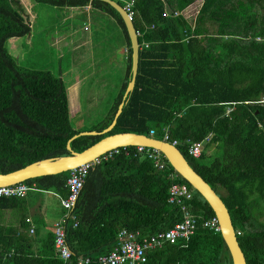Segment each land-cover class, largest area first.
<instances>
[{"label":"trees","instance_id":"obj_1","mask_svg":"<svg viewBox=\"0 0 264 264\" xmlns=\"http://www.w3.org/2000/svg\"><path fill=\"white\" fill-rule=\"evenodd\" d=\"M36 1L68 7L91 5L115 19L126 38L127 76L104 120L89 131L77 130L62 80L50 71L22 69L7 50L9 40L29 35L31 28L21 0H0V174L69 156L67 145L75 135L104 131L112 124L132 77L126 27L109 4L100 0ZM114 1L124 7L129 0ZM197 1L203 5L190 24L181 13ZM135 2L134 25L142 46L135 89L109 134L80 136L71 142L72 150L83 152L119 133L163 140V130L168 128L169 141H178V149L192 168L227 206L247 264H264V0ZM144 43L149 47L144 48ZM208 137L201 158L192 157L190 146ZM211 144L219 147L221 155L209 164L200 163ZM121 150L91 169L72 212L77 226L72 220L63 224L73 253L68 262L56 255L55 229L31 235L25 227L0 225V264H78L81 257L100 264L99 258L117 247L122 231L153 235L182 221L180 208L169 203L173 184L187 185L192 191L188 208L201 222L215 216L208 202L166 158L168 167L159 170L145 154H137L136 147ZM69 175L38 177L25 184L30 191L66 198ZM25 198L0 197V210L18 208ZM148 264L233 261L221 232L199 225L189 242L166 244L149 252Z\"/></svg>","mask_w":264,"mask_h":264},{"label":"crops","instance_id":"obj_2","mask_svg":"<svg viewBox=\"0 0 264 264\" xmlns=\"http://www.w3.org/2000/svg\"><path fill=\"white\" fill-rule=\"evenodd\" d=\"M21 4L25 9V17L27 19V22L30 24V28H31V33L25 36L29 38L28 41V45H29L31 44V39L34 37V34L38 32L35 28L36 25L41 21L38 13L40 6L39 4H34L30 0H21ZM43 5L51 8L53 11L56 12L61 11L66 14L65 17L61 15L57 19L56 25L66 26L67 22L72 23L71 26L72 28L70 33L65 32L62 35H58L54 37L53 43H51L52 47L65 44L67 46V49H69V53H65V54H63V52L59 53L60 59H62V57H65L66 54L69 56V59L67 62V67H65L66 68L65 70L60 65L59 68L60 75L58 76V78L62 80L66 88L71 117H73L77 122L83 121L82 118L77 116L82 111V105L85 104V101L83 100L85 97L83 96L82 92L84 89L86 90L87 87L86 85H84V83L88 82L90 79L94 81V83L98 86L99 89L103 88L101 89L102 92H104V90L106 89L107 90L117 89L118 91L117 94L115 96L112 95L110 99L111 100L110 109H111L114 103V99L119 94L121 87L127 76V66H128V55H127L128 48L126 45V38L119 24L116 22L117 23L116 28L111 26L113 36L114 38H116L115 42L117 43V48L109 53L111 56H110V63L108 69L103 70L104 72H101L102 71L101 69L98 70L96 69L94 71L90 70V73H88L89 71L80 73L76 71V66L78 62L82 61L83 56L86 54L84 47L87 44L93 43L94 41L96 44L95 43L93 44L97 46V39L98 36L100 35L99 32H101V30H104L106 26L105 25L106 22H108L109 19H113V18L97 9L92 8L91 5L84 7L56 6L52 4H43ZM202 5H203L202 1H197L191 6H189L184 12H182L181 15H183L190 24H194L196 16L198 15ZM168 12L171 13L169 10H167V13ZM77 19H81L84 22L83 25L84 32L82 31L84 38H82L80 34L81 28L75 25V21ZM86 31H88V37H86ZM25 37H17L11 40L14 42L19 38H25ZM102 41H104V39ZM32 44L36 45L35 42ZM36 55L37 53L33 52L32 55L25 56L24 60L28 61V58L35 59L37 58ZM104 77H108V79L107 81L105 80L104 83H101L103 82ZM67 82L69 85L66 84ZM91 85L93 87V84ZM87 97L91 99L93 98V96L90 94ZM88 102L89 104H91V106L94 107L92 100H88L87 103ZM81 126L82 125L77 124V126L76 127L74 126V128H76L79 131H82ZM48 193L53 194L55 198L58 200L59 203L58 207L51 206L50 204H43L41 201H39V197L41 195L44 196V194H48ZM30 197L32 199H30ZM61 199L62 197L54 192H39L36 190L35 191L32 190L29 192L28 196L25 199H23V204L20 207L15 209L0 210V225L13 226L16 228H20L21 230L23 229V227H25L26 230L28 231L32 227L35 229V233L38 231L44 233L46 230H54L56 224L59 223L65 224L68 220L67 211L62 207ZM29 206H30V213L28 212L27 214H24L18 212L19 209L24 210L27 209ZM31 210H33V212L36 215H38L36 220L32 216ZM28 220H30V222H28ZM40 227H43L42 230H40Z\"/></svg>","mask_w":264,"mask_h":264},{"label":"built area","instance_id":"obj_3","mask_svg":"<svg viewBox=\"0 0 264 264\" xmlns=\"http://www.w3.org/2000/svg\"><path fill=\"white\" fill-rule=\"evenodd\" d=\"M135 0H129L123 7L127 14L134 22L135 16ZM171 13L165 15L169 16ZM174 17L179 16V13H172ZM139 37V34H138ZM144 48H148L149 44L144 43ZM142 46L140 45V50ZM164 139L163 141L169 142V129L164 128ZM155 134L151 131V136ZM210 142V137L206 138L204 142L195 143L190 146L189 154L195 159H200L206 143ZM174 146H178V141L171 143ZM129 147H123L114 149L102 155L95 162L81 165L80 167L69 172V178L67 180V188L69 189V196L61 199L62 207L67 211L68 220L75 222L77 221L74 215H72L73 208L77 203L80 194L86 184L90 171L93 167L99 165L103 161H108L118 154L121 153V149L128 151ZM137 154H145L149 159L154 161L155 167L159 170H165L168 165L164 161L165 156L156 149L137 146ZM129 153V152H128ZM31 189L25 184H17L9 187H0V197L7 198H25ZM193 193L187 185L173 184L169 192V203L176 205L180 208L182 213V221L177 223L174 228L159 232L153 235H142L140 232H130L124 230L120 233L117 247L107 255L99 258L100 264H148V253L159 248H162L166 244H176L180 241L189 242L191 238L196 234L199 225L203 228L211 230L215 233L221 231L219 219L211 217L202 222L191 213L188 208V203L193 199ZM30 222V220H28ZM29 233L33 235L35 233L34 228H30ZM240 235V233H238ZM55 252L56 255L63 260L68 262L72 257L73 253L68 246L66 240L65 227L62 223L55 225ZM89 258L81 257L78 260V264H90Z\"/></svg>","mask_w":264,"mask_h":264},{"label":"water","instance_id":"obj_4","mask_svg":"<svg viewBox=\"0 0 264 264\" xmlns=\"http://www.w3.org/2000/svg\"><path fill=\"white\" fill-rule=\"evenodd\" d=\"M109 4L121 16L130 40L132 50V77L124 94V99L112 124L101 133L96 131L81 132L75 135L68 143L67 149L71 153L69 156L51 158L32 163L22 169L0 174V187H9L38 177L57 175L70 172L81 165L95 162L96 159L114 149L123 147L143 146L159 150L168 160L173 169L185 179L201 196L208 202L219 219L221 235L229 249L233 264H247L245 255L239 245L237 234L233 226L230 212L221 197L216 191L199 175L189 164L187 159L178 149L169 142L158 140L146 135L134 133H119L109 135L99 142L84 150L75 152L72 150L71 142L80 136H97L109 134L117 125V120L123 112L127 98L134 91L139 73L140 63V42L138 32L133 20L122 6L114 0H100ZM77 204V203H76ZM76 204L73 210L76 207ZM73 212V211H72Z\"/></svg>","mask_w":264,"mask_h":264},{"label":"rangeland","instance_id":"obj_5","mask_svg":"<svg viewBox=\"0 0 264 264\" xmlns=\"http://www.w3.org/2000/svg\"><path fill=\"white\" fill-rule=\"evenodd\" d=\"M30 1L34 4H39L40 9L38 10V13L41 19V21L36 25L35 29L38 32L34 34V37L32 38L33 42L31 39V44L28 45V37L19 38L14 42L12 40H9L6 44V48L9 53L14 57V59L18 62L19 66L22 67V69L50 71L56 78H58V76L60 75V65L65 70L69 59V56L67 54L65 55V57H62V59H60L59 53H69V49H67V46L65 44L52 47L51 43H53L54 37L62 35L65 32L70 33L72 23L67 22L66 26L56 25L57 19L61 15L65 17V13L61 11H53L51 8L43 5L45 3H41L36 0ZM75 25L81 28L80 34L82 38H84V35L82 33V31L84 32L83 20L77 19L75 21ZM105 25L106 26L104 30H101V32H99L100 35L97 39V46L95 45L96 43L94 41L93 43L95 44H87L84 47L86 54L83 56L82 61L78 62L76 66L77 72L83 73L89 71L88 73H90V70L94 71L96 69H101V72H104L103 70L108 69L111 56L109 53L117 48V43L115 42L116 38H114L113 36L111 26L116 28L117 23L115 19H109V21L106 22ZM86 37H88V31H86ZM103 39L104 41H102ZM34 42L36 43V45L32 44ZM33 52L37 53V58H28V61H25V56L32 55ZM107 79L108 77H104L103 82L101 83H104L105 80L107 81ZM66 84L69 85L68 82ZM91 84H93V87ZM84 85H86L87 87V89H84L82 92L83 96L85 97L83 99L85 101V104L82 105V111L77 116L82 118L83 121L77 122L73 117H71V122L75 127L77 126V124L82 125V131H89L91 129H94L107 116V112L110 110L111 96H115L118 91L117 89H106L104 90V92H102L101 89L103 88L99 89L92 79L84 83ZM89 94L93 96L92 99L87 97ZM88 100H92L94 107L91 106L89 102L87 103ZM206 155L207 157L201 160L200 163L209 164L215 157L221 155V151L219 150V147L216 144H211L206 149ZM30 199L32 198L30 197ZM39 201H41L43 204H50L51 206L57 207L59 206L58 200L51 193L44 194V196L41 195L39 197ZM31 211L32 216L36 220L38 215H36L33 210ZM18 212L24 214H27L28 212L30 213V206L24 210L19 209Z\"/></svg>","mask_w":264,"mask_h":264}]
</instances>
